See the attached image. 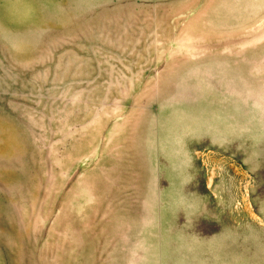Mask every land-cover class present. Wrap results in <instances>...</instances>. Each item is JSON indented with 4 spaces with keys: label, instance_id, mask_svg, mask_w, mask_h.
Masks as SVG:
<instances>
[{
    "label": "rangeland",
    "instance_id": "obj_1",
    "mask_svg": "<svg viewBox=\"0 0 264 264\" xmlns=\"http://www.w3.org/2000/svg\"><path fill=\"white\" fill-rule=\"evenodd\" d=\"M0 264H264V0H0Z\"/></svg>",
    "mask_w": 264,
    "mask_h": 264
}]
</instances>
